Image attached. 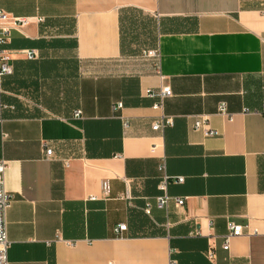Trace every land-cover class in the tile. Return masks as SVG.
Segmentation results:
<instances>
[{
  "label": "crops",
  "instance_id": "crops-1",
  "mask_svg": "<svg viewBox=\"0 0 264 264\" xmlns=\"http://www.w3.org/2000/svg\"><path fill=\"white\" fill-rule=\"evenodd\" d=\"M0 6L43 18L1 47L14 65L0 81L9 264H264V0ZM162 85L173 96L156 110L146 91ZM202 115L216 136L194 128ZM163 117L172 125L155 130ZM162 161L184 178L169 183L165 208ZM231 223L257 232L226 250Z\"/></svg>",
  "mask_w": 264,
  "mask_h": 264
},
{
  "label": "built area",
  "instance_id": "built-area-1",
  "mask_svg": "<svg viewBox=\"0 0 264 264\" xmlns=\"http://www.w3.org/2000/svg\"><path fill=\"white\" fill-rule=\"evenodd\" d=\"M42 17H27V16H15L11 13L5 11L0 6V81L4 76L12 74L14 71V65L10 62L9 55L1 49L2 45L7 43L12 35L13 30L20 29L24 26H27L33 22L42 21ZM25 55L34 59L38 56V51L36 49H27L23 51ZM143 56L147 58L154 59L156 65L159 67L161 53L159 49H149L143 52ZM146 96L150 98H156L157 100L153 104V108L156 110H162L164 107L165 99L173 96V90L171 86L162 85L158 88H150L146 91ZM115 109H120L123 107L122 102H118L114 105ZM219 112L221 114L227 115L228 109L225 102H222L219 106ZM83 115L82 109H76L73 113L75 118H80ZM164 118V117H163ZM173 121L170 117L164 118L162 121H157L153 128L158 130L167 125H172ZM125 126H128V122H124ZM194 128L197 130H202L206 136H216L218 134L217 130L210 126L209 118L207 115L199 116L194 124ZM47 154H52V149H47ZM66 166H70L69 162H66ZM7 167L6 162H0V264H9L8 259V249L10 246V240L8 237V219L7 213L11 206L12 195L6 190L4 185V172ZM159 171L162 173V179L159 184L160 190H162V194L156 197V204L160 208H165L169 205L170 201L173 199L168 192V185L170 182H182L184 178L182 176L179 177H170L166 173V164L165 161H162L158 167ZM103 193L105 197L110 195V183L108 180L103 181ZM175 202L179 206H183L185 204L184 198H174ZM151 204H147L146 211L150 213ZM115 232L118 235H122L125 230H127V224L118 223L114 227ZM257 230L251 231L248 226L240 225L236 223H231L229 225V231L225 235V240L223 244L224 249H229L230 242L232 238L244 235L246 233H256ZM209 257L214 258L215 255L212 251L209 252ZM114 264V263H110ZM170 264H178L177 260L171 259Z\"/></svg>",
  "mask_w": 264,
  "mask_h": 264
}]
</instances>
